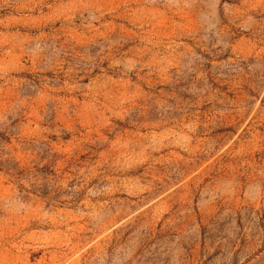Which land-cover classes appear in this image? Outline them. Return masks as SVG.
I'll use <instances>...</instances> for the list:
<instances>
[{
  "label": "rangeland",
  "instance_id": "374dc122",
  "mask_svg": "<svg viewBox=\"0 0 264 264\" xmlns=\"http://www.w3.org/2000/svg\"><path fill=\"white\" fill-rule=\"evenodd\" d=\"M0 264H264V0H0Z\"/></svg>",
  "mask_w": 264,
  "mask_h": 264
}]
</instances>
